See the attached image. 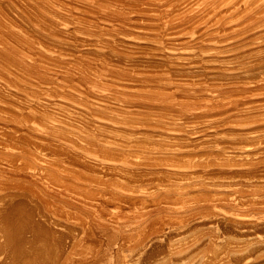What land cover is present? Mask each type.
I'll return each mask as SVG.
<instances>
[{"label":"bare ground","instance_id":"6f19581e","mask_svg":"<svg viewBox=\"0 0 264 264\" xmlns=\"http://www.w3.org/2000/svg\"><path fill=\"white\" fill-rule=\"evenodd\" d=\"M0 264H264V0H0Z\"/></svg>","mask_w":264,"mask_h":264}]
</instances>
